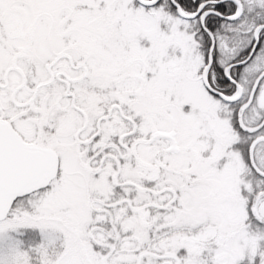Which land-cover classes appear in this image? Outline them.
Wrapping results in <instances>:
<instances>
[{
	"label": "snow or ice",
	"instance_id": "1",
	"mask_svg": "<svg viewBox=\"0 0 264 264\" xmlns=\"http://www.w3.org/2000/svg\"><path fill=\"white\" fill-rule=\"evenodd\" d=\"M0 264H264V0H0Z\"/></svg>",
	"mask_w": 264,
	"mask_h": 264
}]
</instances>
